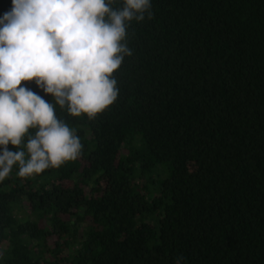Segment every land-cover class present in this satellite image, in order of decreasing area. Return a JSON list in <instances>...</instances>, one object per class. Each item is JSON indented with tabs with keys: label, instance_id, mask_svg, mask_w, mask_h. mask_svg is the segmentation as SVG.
Segmentation results:
<instances>
[{
	"label": "trees",
	"instance_id": "obj_1",
	"mask_svg": "<svg viewBox=\"0 0 264 264\" xmlns=\"http://www.w3.org/2000/svg\"><path fill=\"white\" fill-rule=\"evenodd\" d=\"M12 7L0 0V19ZM151 11L131 22L117 101L95 120L22 82L82 149L0 182V264H264V0Z\"/></svg>",
	"mask_w": 264,
	"mask_h": 264
},
{
	"label": "clouds",
	"instance_id": "obj_2",
	"mask_svg": "<svg viewBox=\"0 0 264 264\" xmlns=\"http://www.w3.org/2000/svg\"><path fill=\"white\" fill-rule=\"evenodd\" d=\"M12 0L0 19V182L14 166L26 179L76 160L79 137L53 104L22 82L35 81L72 117H96L119 95L115 74L126 57L132 21L153 19L151 0ZM30 129L26 151L21 148ZM18 151H10L8 145ZM27 153V159H26ZM181 254L174 264H184Z\"/></svg>",
	"mask_w": 264,
	"mask_h": 264
}]
</instances>
